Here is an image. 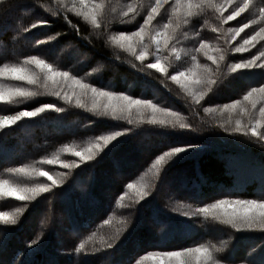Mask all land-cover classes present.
<instances>
[{
  "label": "trees",
  "instance_id": "trees-1",
  "mask_svg": "<svg viewBox=\"0 0 264 264\" xmlns=\"http://www.w3.org/2000/svg\"><path fill=\"white\" fill-rule=\"evenodd\" d=\"M83 1L86 9L91 3L102 5L96 24L88 15L90 21L75 13L76 0L0 2V49L5 48L0 74L15 57L35 58L54 73H68L55 76L59 96L55 91L48 95L49 90L38 101L17 107L11 97L4 95L0 101V118L53 106L0 134V175L14 171L11 179L17 184L28 182L37 170L59 175L57 187L37 201L9 200L3 205L2 212L15 210L18 216L5 231L7 237L0 236V264H248L241 258L264 256V227L238 231L224 222V209L209 207L225 200L233 202L227 212H243L249 210L235 201L264 202V134H250L264 106V93L244 99L252 87L264 86V68L233 67L253 59L264 64V0H163L149 27L160 30L173 51L185 49V54L179 51L178 68L169 67L165 74L147 67L150 43L144 21L156 0ZM188 2L202 5H187L192 9L188 14ZM245 4L232 19L230 32L225 17ZM212 26L218 33H211ZM141 27L145 36L140 44L147 49L143 62L137 59L139 47L113 39L137 36ZM72 52L78 53L75 61L66 59ZM207 70L215 83L193 86L206 90L200 100L191 99L170 79L185 71L202 80ZM17 80L0 76V92H41ZM97 92L113 95L122 104L128 103L125 97L142 100L155 109L132 105L123 114L103 112L93 103L79 104L74 96L94 97ZM238 103H249L250 114L241 115L239 107L229 113L221 109ZM107 136L113 138L101 139ZM182 138L186 142L177 141ZM175 147L188 151L156 163ZM85 150L92 156L84 160L76 153ZM6 155L11 160L1 163ZM44 203L49 210L42 215ZM201 208H209L208 213L198 211ZM196 248H207L211 259L206 261ZM35 250L37 254L30 255Z\"/></svg>",
  "mask_w": 264,
  "mask_h": 264
},
{
  "label": "rangeland",
  "instance_id": "rangeland-1",
  "mask_svg": "<svg viewBox=\"0 0 264 264\" xmlns=\"http://www.w3.org/2000/svg\"><path fill=\"white\" fill-rule=\"evenodd\" d=\"M76 1H77V5H74L75 13L83 14L86 17V19L89 20V21H90L89 17L92 18L93 15H94L95 18H97L99 16V12L102 9V5L100 3L99 4L91 3V4H89V7H87V9H86L85 8V4H88L87 2H85L83 0H76ZM187 5H191V4H189V2H188V4L185 5V8H184L185 12H187L188 14H191L192 9H187ZM192 5H202V4H200V2H199V3H196V4H192ZM85 14L88 15L89 17H87ZM230 15H232V14H230ZM230 15L228 14V16L225 17V19H226L225 21L229 22L228 30L231 32L233 30L232 29V25H231V22L233 20L232 19L231 20L227 19V17H229ZM212 27H213V29L211 30V33L212 34L218 33V31L214 28V26H212ZM1 28H3V27H1ZM145 28H146L145 29L146 35L149 34L148 37H149L150 45H148L147 49L149 50V56L148 57L151 59L150 63H156L157 59H158L160 67L163 68L164 71L161 72V71H159L156 68H154V69H156L157 71L161 72L162 74L163 73L165 74L168 71L169 67L178 68V66H179V62L178 61H179V58H180L179 55H181V54H179V51L180 52H184V54H185V49H183V51L181 49H177V52H176V49L173 48L174 49V51H173L171 49L172 47L169 48L167 45H165V43H164L165 39H164V36H162L163 34H162V32L160 30H157V29L149 27V24L147 26H145ZM4 29L7 32L13 31V29H11V27H9V28L7 27V28H4ZM0 34H2L1 29H0ZM144 36L145 35H141V36H126V37H123V39H117V40L121 44H127L131 48H134V46H136V47H139L140 50L144 51L143 50L144 49L143 46L140 44V41H141V39L144 38ZM120 37L121 36H118L117 38H120ZM148 37H147V39H148ZM157 40L160 41V46L159 47H157ZM183 40L185 41V37H183ZM167 41H169V40L167 39ZM142 43H143V41H142ZM168 48L170 50H168ZM147 49H145L146 52H147ZM3 50H5V48L3 49V47H1L0 53L3 52ZM54 50H55L54 48L51 49L49 53L52 54V52H54ZM5 53H7V51ZM77 57H78V53L72 52L69 56L66 57V59H69L71 61H75V58H77ZM30 61H33V58H30V60L29 59L25 60V59H22L21 57H15V59L13 61L14 64L7 65L6 68H4L3 74H0V76L2 78H6V79H10V80L12 78L14 79V78L20 77V78H18L17 81H19L22 84L23 83H28V80L26 78L27 77H31L35 81V83H31L32 87H34L35 89H40V91H41L39 94L38 93L34 94L35 92H33V91L31 92V91H29L27 89H23L26 92L32 93V95H27V96L17 95V94H15V91H12V92H10V91L7 92L6 91L5 94H4L6 96V99L8 97H11L12 99H15L13 107L22 106V105L25 106V105H27L29 103H33L35 101H38V99H40V94L42 96H45V95H47V94H45V92H47L49 90H50V93L48 95L53 96L52 92L55 91L56 84H54L53 82H49V83L46 82L47 80L45 79V76H46V78L48 77V72H46L42 68L38 67L34 62L32 63L33 65L31 66V64L29 63ZM190 64L192 65V67H194L196 62H192ZM10 66H12V67H10ZM13 69H17L19 71L13 72L12 71ZM179 72L186 73V79H187L188 83L184 84L183 82H184L185 78H181V83H177L175 81L176 84L179 86L178 88H181L183 91H185L187 93V95H189V97L191 99H193V100L197 99L196 96H198L199 100L201 98H203L205 96V94H206V90L203 89V90H201L199 92L197 88L193 87V86H195V84L192 83V81H194L195 78L192 75V73H187L185 71H178V72H176V74H178ZM176 74H173V75H176ZM170 79H171V77H170ZM1 88L5 89V87H1ZM83 89L86 90L85 87H83ZM54 93H55V96H59V94L56 93V91ZM97 93L98 94H96L94 97H92L89 94H88L89 96H87L85 94L84 98H83L81 96V94H79V93H74V96H76L77 101H78L79 104H83L85 106H90V103H93L94 105H97L98 107L103 108V110H102L103 112H107L106 110H108V111H111V112H117V113L121 112L122 113L125 110V107H128V103L122 104L121 101H118L113 95H109V94L108 95H102L101 92H97ZM0 101H1V99H0ZM248 104H246V105H243V104H240V103H238V104H230L228 106L221 107V109H224L225 113H229L230 110H231V112H235L234 109L239 107L238 111L241 112V115L246 114V113H248V115H249L250 114V110H251V106L247 107ZM232 105H235V107H232ZM217 111H220V110H214L213 113L217 114L216 113ZM23 112H26V110H24ZM39 113H41V112H38L36 115H38ZM18 114H16V115H18ZM16 115H13V116H16ZM28 118H32V117L23 116L19 120L28 119ZM19 120H17V121H19ZM254 121H255V123H252V125L256 126V128H252L251 131L253 129H255V133L256 134L253 135L252 132L250 134L255 136V137L262 136L264 134V132H262L263 130H261L262 129V125H263L262 123H264V118H261L260 112L258 114V118H256ZM15 123H9V124H6L5 127L0 128V134L6 129V127H9V126H11L12 124H15ZM69 126L70 125H68L67 127H69ZM245 127H247V125H245ZM184 139H187V138H184ZM184 139L182 138V139L177 140V141L180 142V143L186 142ZM21 149L22 148L19 147L18 152ZM77 153H80L81 155H79V158H82L84 160H85V157H91L92 156L91 151H86L85 150L83 152L79 151ZM16 154H15V151H14L13 156H15ZM0 155H2V156L4 155V153L1 151V148H0ZM10 160L11 159L9 158V156L6 155V156H4V159L3 158L1 159V163L2 162H7V161H10ZM64 166L67 167V168L69 167L67 165H64ZM41 172H43V171L37 170V171L33 172L34 174H33L32 177H30L28 182L26 180H24L22 184H17L15 182H12V181H14V179H11V178H15L12 175L14 173V171L5 170L4 172H2L1 175H0V181H5L6 180V181H8V184L4 185L2 188H0V212H2V210H3V205L5 206V203L7 201H9V200H11V201L16 200L19 203L20 202L21 203H24V202L28 203V201L29 202H35V201L38 200V198H39V196L41 194L47 192L49 189H52L53 187H57V185L55 183H53V181H55V177L59 176V175H57V173H48L49 176L52 177V179L50 180V179H48L47 176H42ZM42 185H47L48 190L47 191H37V192H33L32 191L34 189H38ZM9 189H18L19 191H11L10 192ZM21 196H23L24 198L23 199H19L18 197H21ZM42 206H43L42 207V211H40V212L43 215L49 210V206L47 205V203L46 204L44 203V205H42ZM45 206H48V207H45ZM6 212L8 213V216L0 218V236H1L2 239L7 237V235H5V231H7V228L11 224H14L13 222L16 220V218L18 216V213L15 210H13V211L7 210ZM0 244H2V242ZM106 261H108V260H105V262ZM79 262H83V260H81Z\"/></svg>",
  "mask_w": 264,
  "mask_h": 264
},
{
  "label": "snow or ice",
  "instance_id": "snow-or-ice-1",
  "mask_svg": "<svg viewBox=\"0 0 264 264\" xmlns=\"http://www.w3.org/2000/svg\"><path fill=\"white\" fill-rule=\"evenodd\" d=\"M0 2H2V0H0ZM162 3H163V0H156L155 6L151 8V12L147 15L146 20L144 21L145 26H147L149 23L152 22V20L154 19V16L158 13V10L160 9ZM65 7H67V5ZM245 7H247L246 4L244 5V7H239L238 6V9L232 15L227 17V19L231 20L235 16H238L240 14V12L244 11ZM125 15H127V13H125ZM92 23L96 24V19H95L94 15L92 17ZM96 26L99 27L98 24ZM32 27L36 28L37 25L34 23L32 25ZM244 27H247V25L245 24ZM241 30L242 29H235L234 31H236L238 33ZM143 32H144V27H141L140 30L138 32L134 33V34L137 35V36H141V34ZM257 35H259V33ZM113 39H123V37H120V38L113 37ZM251 40H253V41L256 40V35H253L251 37ZM41 43H43V41ZM164 43H165V45L168 44L167 39L164 40ZM244 43L248 44L249 41L245 40ZM159 46H160V41L157 40V47H159ZM200 47L204 48V47H206V45L205 44H201ZM241 50H242L241 48H237L236 49L237 52H240ZM145 54H146V50L142 51L137 56V59H139L141 62H143L145 60ZM257 59H259V58L257 57ZM33 62L37 66H43L45 68H48V73L49 74H48L47 78L52 80V82L54 84L56 83L55 76L59 75V76L66 77L68 75L67 72H55L54 73L52 71V69L48 65L43 64V62L41 60H37V59L33 58ZM147 67L148 68H156V69H158L161 72L164 71V69L160 67L158 59H157L156 63H148ZM233 67H234V69L240 68V67H248V68L260 67V68H264V64L257 65L256 61L253 59V60H248L247 64H245V65L235 64ZM12 71L13 72H17L19 70L13 69ZM210 73H211V70H207V74H206L204 79H202V80L201 79H196V80L192 81V83H194V84H203L205 87H208V86L214 84L215 80L210 78ZM17 78H20V77H17ZM181 78H185L184 82H183L184 84L188 83V81L186 79V73H184V72H179L178 74L171 76V79L173 81H176L177 83H181ZM26 79L28 80V83H30V84L31 83H35V81L31 77H27ZM82 87L86 88L88 86L87 85H82ZM93 91L95 92L96 89H93ZM256 92L264 93V86H262V87H252L251 91L248 92V94L244 97V99L248 100L249 97H251ZM15 94L21 95V96L32 95V93L26 92L23 89H16L15 90ZM101 94L102 95H108L107 93H101ZM3 96H4V93L0 92V99H3ZM124 99L128 101V106L129 107H131L132 105H137V106L144 105V106L152 107L153 109H155L154 105L147 104L145 101H142V100H131L128 97H125ZM197 100H198V98H197ZM46 107L47 108H52L53 106L52 105H45L43 107L37 108L35 111H26V112H21V113H19L16 116H6V117H3V118H0V128L5 127L6 124L15 123L17 120H19L23 116L33 117L38 112L44 111V109ZM232 107H235V105H232ZM253 107H255V104H253ZM206 110L211 111V109H206ZM56 111H62V109L57 108ZM259 112H260L261 118H264V106H261V108L259 109ZM171 115L176 116L178 114L177 113H172ZM180 126L182 128L186 127V125H183V124H181ZM238 126L239 125H237V127ZM252 134L253 135L256 134L255 133V129L252 130ZM114 135L115 136H120V135H122V133L121 132H116ZM112 138H113L112 136L101 137V139H103L105 142H107L108 140H111ZM262 138H264V137H262ZM187 151H188V149L185 148V147H175V148L171 149L170 151L164 153V155L160 156L159 159L156 161V163L159 164L161 161H163L165 156H172L175 153H185ZM76 154L77 155H81L80 153H76ZM20 171H23V169H20ZM41 175L42 176H47L48 179H50V180L52 179V177L49 176V174L47 172H41ZM53 183H55V181H53ZM7 184H8V181H6V180L5 181H0V188H2L4 185H7ZM129 187H131V185H129ZM47 190H48L47 185H42L38 189H34L32 191L33 192H37V191H47ZM9 191L11 192V191H19V190L18 189H9ZM18 198L19 199H23L24 197L21 196V197H18ZM230 203H233V202L220 200V201H218V203L209 205V207L213 208V209H224V216H225L224 222L227 223V224H230L233 228L237 229L238 231L240 229H242V228H249L250 229L253 226L264 227V202H258L256 200H242V201L241 200H237V201L234 202L236 205L241 206L242 208L247 209L249 211H243V212L232 211L231 213H229L226 210V206L228 204H230ZM252 209H259V212L258 213L251 212V214H249L250 210H252ZM198 211H202L205 214H207L208 211H209V208H201V209H198ZM6 216H8L7 212H0V218L6 217ZM81 247H83V245H81ZM189 251H192V249H189ZM194 251L204 254L206 261L211 259V253L208 251L207 248H203V249L202 248H196V249H194ZM37 252H38V250H35L34 252L30 253V255L35 256L37 254ZM167 255L174 256V257H179L181 255V253L180 252H168ZM241 259L247 260L248 264H264V256H261L258 259H253V258H250L248 256H245V257H243ZM29 264H41V262L36 261V260H32V261H29ZM46 264H53V262L52 261H48V262H46ZM234 264H239V262L238 261L234 262Z\"/></svg>",
  "mask_w": 264,
  "mask_h": 264
}]
</instances>
